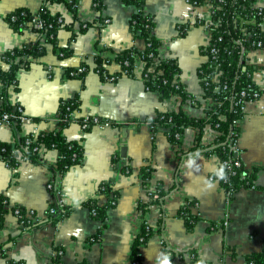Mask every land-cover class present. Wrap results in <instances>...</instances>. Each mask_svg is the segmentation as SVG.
<instances>
[{
	"label": "crops",
	"instance_id": "obj_1",
	"mask_svg": "<svg viewBox=\"0 0 264 264\" xmlns=\"http://www.w3.org/2000/svg\"><path fill=\"white\" fill-rule=\"evenodd\" d=\"M44 5L63 19L57 46L31 24L18 30L7 21L20 8L38 13ZM216 6L211 0H145L143 12L155 23L159 57L176 61L180 72L174 80L186 93L164 98L158 89L146 87L140 54L135 56L133 76L123 74L116 61L125 50L146 48V40L131 26L137 5L124 0H103L101 8L94 0H79L76 7L45 0H0V57L35 42L45 49L17 71V84L6 87L0 81V111L5 105L21 106L31 119L1 123L0 141L16 146L27 134L60 130V105L71 99L80 103L74 117L114 123L87 130L74 120L64 128L67 139L83 147L81 163L64 174L56 172V149L43 148L39 162L22 161L12 168L0 159V197L10 206L34 211L33 223L26 228L12 211L4 216L0 247L6 256L0 254V264H14L11 259L25 264H162L165 258L170 264H247L251 253L264 254V101L247 102L236 141L244 163L263 169L254 187L241 188L231 198L211 178L221 165L219 153L210 150L219 136L216 129L207 125L198 145L194 127H187L176 143L165 130L153 131L147 124L169 110L205 118L215 105L205 95L198 71L207 60L203 48L212 39L207 25L214 20ZM247 63L254 66V82L264 85V47L249 49ZM99 64L118 78L106 79L96 70ZM80 65L87 72L71 76ZM144 168L150 170L149 179L143 177ZM52 182L59 194L49 189ZM103 182L113 185L118 198L101 220L85 202L97 195ZM158 190L164 192L160 197ZM60 196L70 212L53 222L46 211ZM185 206L197 216L192 227L181 215ZM145 225L150 232L138 247L142 261L132 262Z\"/></svg>",
	"mask_w": 264,
	"mask_h": 264
},
{
	"label": "trees",
	"instance_id": "obj_2",
	"mask_svg": "<svg viewBox=\"0 0 264 264\" xmlns=\"http://www.w3.org/2000/svg\"><path fill=\"white\" fill-rule=\"evenodd\" d=\"M55 1L70 4L71 7L78 6L79 0H45V2ZM127 3L135 4L139 10L131 19V26L137 35L142 36L146 40V48L143 51H138L136 48H130L122 52L116 59L121 65L122 73L126 71L127 75H134L135 56H140L145 61L142 77L145 85L149 89H158L162 96L170 97L173 94H180L186 97L183 85L175 82V75L180 72L179 66L174 60L161 59L159 57L158 48L159 40L154 34L155 23L153 19L143 12L145 0H124ZM215 6L219 3L222 9L217 10L214 14V19L223 22L222 27L212 25V39L210 44L203 48V53L207 60L199 67V76L202 80V85L205 90V95L212 97L215 100L208 111L205 118H191L182 110H169L159 112L155 117L148 119L147 124L153 131L159 129L165 130L169 139L173 142L180 143L187 127H194L198 130V145L204 128L209 125L219 132V136L215 141V146L210 150L218 152L221 157V165L225 166L226 179L218 180L215 175L211 177L218 180L221 185L227 189V194L231 198L235 192L245 187H254L258 173L263 169L261 166L248 167L240 157V153L236 147V141L239 137V120L244 116L240 104L236 101L240 99L241 91L247 93V98H258L254 94H263L264 85H257L253 80L254 66L247 63L249 49L258 48V45L253 43L262 42L264 47V30L261 29V17L257 14L255 8L256 0H211ZM97 7H102L103 0H94ZM196 4H201L203 0H191ZM237 8V10H235ZM236 11H241L243 15H248L250 18H255V24H250L249 30L255 32L254 39H248L239 31L238 25H233L232 18ZM38 17L44 22L43 28H36L41 33H44L46 41L57 46V35L60 27L63 26V19L58 14H52L46 5H44L38 13H32L27 9L20 8L8 15L7 21L15 29H21L27 24L33 26V20ZM61 19V21H60ZM86 25L85 27H87ZM216 48V53H211L212 48ZM45 49L40 42L30 43L23 47H16L6 51L0 57V81L6 87L12 84H17L16 73L22 67H28L32 59L39 58L44 54ZM61 52H64L61 50ZM65 52L63 53V55ZM128 61L129 65H125ZM101 65V64H99ZM103 70V68H102ZM102 73V72H101ZM124 74V73H123ZM105 76V73L103 74ZM119 76V74H115ZM217 76L216 81L214 80ZM220 85V90L215 87ZM79 101L71 99L63 101L60 105V123L61 129L55 131H41L37 135L30 133L23 136L16 146L13 144L0 141V159L8 163L9 167H16L20 164L17 159L19 154H24L28 161L39 162L41 160V151L43 148L56 149L59 152V162L57 165V174H64L72 166L81 163L83 158V147L79 141L68 140L63 130L71 122L77 120L82 122V118L74 117V112L79 108ZM16 106L5 105L0 111V119L5 112H14L18 123L20 114L16 111ZM94 117V116H93ZM89 121L87 130L96 125L94 118ZM100 123L114 124L113 121H108L98 117ZM37 120V119H35ZM0 120V124H1ZM209 151H207L208 153ZM220 165V166H221ZM143 177L150 178V170L143 169ZM51 189L56 194L59 190L55 183H50ZM163 190H158L155 194L160 197ZM106 198L105 203H101V199ZM118 193L115 191L110 182H103L99 186L97 195L85 202L92 214L95 217L104 220L107 210L116 203ZM192 203V202H190ZM56 204H51L46 214L55 222L70 212L65 205L61 210L50 213V208ZM145 206V205H144ZM143 206V207H144ZM12 211L16 214L23 228L32 225L33 215L29 211L18 205L10 206L9 201L5 197H0V225H2L4 216ZM181 215L186 219L190 227L195 223L197 216L189 212L188 206L181 210ZM150 228L145 225L143 232L138 236L133 252L132 262H141L139 245L145 242L148 238ZM0 254L6 256L3 248L0 247ZM14 264H25L21 260H13ZM60 263L59 259H56ZM87 264V263H82ZM247 264H264V254L254 252L247 257Z\"/></svg>",
	"mask_w": 264,
	"mask_h": 264
},
{
	"label": "built area",
	"instance_id": "obj_3",
	"mask_svg": "<svg viewBox=\"0 0 264 264\" xmlns=\"http://www.w3.org/2000/svg\"><path fill=\"white\" fill-rule=\"evenodd\" d=\"M220 1H223V0H220ZM257 1H258V3H257ZM255 8L257 9L258 16L261 17V25L260 26H261V29H263L262 26L264 25V0H256ZM214 9L215 10L213 12V15L215 14V12L217 10L220 11L222 9L221 4L219 3ZM235 10H237V8ZM38 19L39 18L36 17L33 20V27H36L38 29L43 28L44 22L43 21H40ZM60 21H61V19H60ZM232 21H233V25H235V26L238 25V29H239L240 32L243 33V36L244 35L247 36L248 39H252V40L254 39V37L256 35L255 32H253L252 30H249L248 28L250 27L249 26L250 24H253V23L255 24V22H256L255 21V18H250V17H248V15H243L241 13V11H236L235 12V16L232 18ZM106 22H108V20H106ZM212 25H215L217 27H222L223 22L220 21V20L214 19V20H212V22H209V24L207 26L209 28H211ZM253 43L254 44L256 43L258 45V47H262V42H260V41L257 42L254 39L253 40ZM211 53H216V48L213 47L211 49ZM125 65H129V62L126 61L125 62ZM102 68H103V70H102ZM87 70L88 69H87V67L85 65H80L77 69H74V70L70 71L69 74L71 76L84 75L87 72ZM96 70L99 73H101V72L103 74L105 73V77L108 80H115V79L118 78V76L115 75V74L106 73L105 70H104V66H102V65H97L96 66ZM123 73L127 75L126 71H123ZM214 78H215L214 80L216 81L217 76H215ZM220 88H221L220 85H217L215 87L216 90H220ZM254 96L255 97H258L259 96V97L258 98H255V99H253V98H247V93L245 91H241V93H240V97L241 98L240 99H242V100L236 101V104H240L241 105V109H242V111L244 113H245V110H246V104H247V102L253 101V100H259V99H262L264 101V93L261 94V95L258 94V93H255ZM15 108H16V111L20 114V117H19L20 118V121H22V122H29L31 120L29 117H27L24 114L23 109H22L21 106H16ZM92 117L93 116H84L83 117L81 124H82V126L84 128H87L88 123L92 119ZM93 118H94L93 120L96 123V125H99V126L109 125V123H100L98 117H93ZM0 120H1L2 123H6V124H16V123H18V120L16 119V116L14 115V112H5V113H3L2 118ZM17 159L20 160V161H28L26 155H24V154H19L17 156ZM7 165H8V163H7ZM50 187H51V184H49V188ZM55 204H56V206H54L53 208H50V213H54L55 211H57V209L58 210H61V208L64 206V200L61 198V196H60L59 199H57V203H55ZM29 214L30 215H33L34 214V211L33 210H30L29 211ZM93 214H96V212L93 211Z\"/></svg>",
	"mask_w": 264,
	"mask_h": 264
},
{
	"label": "clouds",
	"instance_id": "obj_4",
	"mask_svg": "<svg viewBox=\"0 0 264 264\" xmlns=\"http://www.w3.org/2000/svg\"><path fill=\"white\" fill-rule=\"evenodd\" d=\"M199 155V153H197ZM191 166V164L189 165ZM198 168V166H197ZM214 175L216 176V178L218 180H225L227 177H226V173H225V166L224 165H221L219 168L217 169H214ZM213 185L210 183L209 184V187H212ZM162 264H170V261L165 258V260L162 262Z\"/></svg>",
	"mask_w": 264,
	"mask_h": 264
},
{
	"label": "water",
	"instance_id": "obj_5",
	"mask_svg": "<svg viewBox=\"0 0 264 264\" xmlns=\"http://www.w3.org/2000/svg\"><path fill=\"white\" fill-rule=\"evenodd\" d=\"M123 150H125V148Z\"/></svg>",
	"mask_w": 264,
	"mask_h": 264
}]
</instances>
